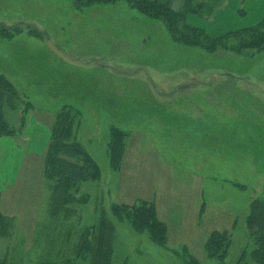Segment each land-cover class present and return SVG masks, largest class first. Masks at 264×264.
Segmentation results:
<instances>
[{"label":"rangeland","instance_id":"1","mask_svg":"<svg viewBox=\"0 0 264 264\" xmlns=\"http://www.w3.org/2000/svg\"><path fill=\"white\" fill-rule=\"evenodd\" d=\"M183 1L171 0L173 8ZM0 23L10 32L0 29V73L20 97L6 119L16 128L28 104L75 108L76 140L101 170L97 181L82 185L87 203L73 205L57 227L44 158L26 188L11 189L10 207L18 211L10 208L12 226L0 227V260L39 264L71 256L75 231L95 224L103 208L113 223L112 264H187L185 253L201 264H235L250 246L251 202L264 199V50L214 47L187 30L172 35L165 22L124 0L82 8L73 0H0ZM64 57L68 63H55ZM112 129L128 136L123 143L130 135L138 141L125 179L129 199L119 195L124 180L111 162ZM199 182L206 186L200 237L172 228L175 236L162 246L111 214L113 204L136 205L141 200L133 197L142 195L157 197L174 215L177 204L195 206L190 186ZM215 231L230 232L225 260L207 255Z\"/></svg>","mask_w":264,"mask_h":264},{"label":"trees","instance_id":"2","mask_svg":"<svg viewBox=\"0 0 264 264\" xmlns=\"http://www.w3.org/2000/svg\"><path fill=\"white\" fill-rule=\"evenodd\" d=\"M82 8L93 3H113L120 0H73ZM132 8L166 23L172 35H179L185 30L200 34L214 47H225L237 52L239 49L264 50V20L257 26L239 29L218 38H212L198 28L186 23L190 14L210 18L222 7L220 0H185L180 8H173L171 0H124ZM0 29L6 30L0 23ZM15 33H19L13 28ZM183 29V30H182ZM12 32V33H14ZM7 33V30H6ZM10 32L7 33L8 36ZM199 36V35H197ZM213 47V48H214ZM20 102L19 93L5 74L0 73V137L16 135V128L6 119L7 108L15 109ZM29 108L31 107L28 104ZM73 107L64 106L56 115L52 137L45 154V175L51 182V206L49 213L53 226L60 227L62 215L70 218L73 205L87 203L88 195L81 194L82 185L97 181L101 176L100 166L86 148L76 140V125L79 113ZM123 131L112 129L110 155L112 165L121 168L126 142L123 143ZM121 136H124L121 138ZM128 137V136H127ZM126 137V138H127ZM122 139V140H121ZM119 142H121L119 144ZM1 204V194H0ZM100 217L92 226L81 227L75 231V245L71 256L58 261L45 260L39 264H112V228L113 223L105 209L98 211ZM111 214L119 221L132 224L135 230L146 232L159 245H166L168 226L160 221L156 204L141 200L136 205L113 204ZM12 226L11 218L4 215L0 207V227L8 230ZM74 224L66 223L68 236ZM249 248L245 249L235 264H264V199L257 198L251 202L247 218ZM232 238L229 231H215L208 238L206 252L210 258L225 260L231 248ZM188 251V250H187ZM187 264H201L190 254ZM0 264H9L0 260Z\"/></svg>","mask_w":264,"mask_h":264},{"label":"crops","instance_id":"3","mask_svg":"<svg viewBox=\"0 0 264 264\" xmlns=\"http://www.w3.org/2000/svg\"><path fill=\"white\" fill-rule=\"evenodd\" d=\"M201 18L198 15L190 14L187 16L186 21L191 27L205 31L212 38H218L232 31L260 24L264 20V0H245L244 3L241 0H227L223 7L218 8L214 12L209 21H204ZM62 59L59 58L55 63L61 61L68 63L65 57ZM58 112V109L49 107L37 108L31 105L23 113L21 123L16 124V135L0 137V207L3 214L13 216L15 212L10 208L16 210L14 204L10 207L13 200L11 189L26 188L31 181L32 175L37 171V165L43 164ZM128 139L121 164L122 180H124L122 181L123 188H121V193L119 194L126 199L131 198V196L126 188L128 184L125 179L130 175L136 160L135 145L137 146L138 144L137 139L131 138V135ZM146 144L155 145L153 143ZM190 187H195L197 197L195 206L188 209L182 204H177L174 215L170 213L171 209L165 207L160 199L157 200V197L155 199V196L146 198L139 195V197L133 198H135V201L145 200L156 204L158 218L168 226L169 241L172 234L175 236L172 228L177 229V227L183 233L187 230L191 237H200L206 226L205 223L204 225L201 223L203 217H206V186L203 182H199L196 185L192 183ZM186 193H190L187 188ZM128 202L130 201L125 200L122 203ZM190 211L193 213V217L192 213L190 215ZM160 213L164 214V218H162Z\"/></svg>","mask_w":264,"mask_h":264}]
</instances>
